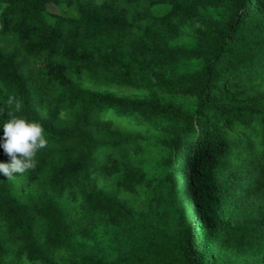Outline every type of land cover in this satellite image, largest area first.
Instances as JSON below:
<instances>
[{
  "label": "trees",
  "instance_id": "obj_1",
  "mask_svg": "<svg viewBox=\"0 0 264 264\" xmlns=\"http://www.w3.org/2000/svg\"><path fill=\"white\" fill-rule=\"evenodd\" d=\"M13 117L0 264H264V0H0Z\"/></svg>",
  "mask_w": 264,
  "mask_h": 264
},
{
  "label": "clouds",
  "instance_id": "obj_2",
  "mask_svg": "<svg viewBox=\"0 0 264 264\" xmlns=\"http://www.w3.org/2000/svg\"><path fill=\"white\" fill-rule=\"evenodd\" d=\"M2 126L0 148L10 157V162H0V174L11 179L15 176L13 173L22 174L35 167L34 155L47 141L42 125L37 121L13 117Z\"/></svg>",
  "mask_w": 264,
  "mask_h": 264
},
{
  "label": "rangeland",
  "instance_id": "obj_3",
  "mask_svg": "<svg viewBox=\"0 0 264 264\" xmlns=\"http://www.w3.org/2000/svg\"><path fill=\"white\" fill-rule=\"evenodd\" d=\"M52 9V7H51ZM113 92L119 94V95H126V96H133L134 94L133 93H130V92H126V91H123V90H112Z\"/></svg>",
  "mask_w": 264,
  "mask_h": 264
}]
</instances>
